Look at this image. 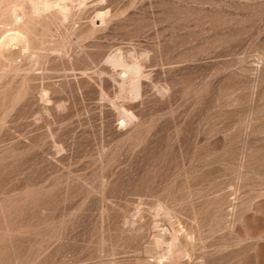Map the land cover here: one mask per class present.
I'll return each instance as SVG.
<instances>
[{
  "label": "rangeland",
  "instance_id": "obj_1",
  "mask_svg": "<svg viewBox=\"0 0 264 264\" xmlns=\"http://www.w3.org/2000/svg\"><path fill=\"white\" fill-rule=\"evenodd\" d=\"M38 1L0 0V264H264V0Z\"/></svg>",
  "mask_w": 264,
  "mask_h": 264
},
{
  "label": "bare ground",
  "instance_id": "obj_2",
  "mask_svg": "<svg viewBox=\"0 0 264 264\" xmlns=\"http://www.w3.org/2000/svg\"><path fill=\"white\" fill-rule=\"evenodd\" d=\"M6 1V0H5ZM52 1H54V0H48V1H44L43 0V2L41 1V3H40V5L38 4L39 2H40V0L38 1V6H37V12H38V10H41V11H43V10H48V11H51V10H49L50 8H56V11H58L60 14L59 15H63V14H65L66 13V11H67V3H66V1L64 2V1H62V0H57V1H54V2H52ZM34 2H35V0H33V5H34ZM51 2V3H50ZM82 2V1H81ZM5 3V2H4ZM36 3V2H35ZM3 4V3H2ZM2 4H0V6L2 5ZM17 4V3H16ZM12 5V4H11ZM15 4H13V6H14ZM20 5V4H19ZM68 5H70V4H68ZM7 7H8V5H6ZM13 6H11L10 7V5H9V7L11 8H9L7 11H9L10 10V15H11V17H12V20L14 21L13 23H19L20 22V18H21V13H22V10L21 9H19V8H16V7H13ZM17 6V5H16ZM35 6V5H34ZM33 6V7H34ZM24 8V7H23ZM35 8H36V6H35ZM70 8V7H69ZM6 9V8H5ZM69 10V9H68ZM54 11V10H53ZM55 11V12H56ZM1 12V11H0ZM34 12H36L35 11V9H34ZM33 12V13H34ZM45 12V11H44ZM43 12V13H44ZM4 13V15H5V12H3ZM25 13V12H24ZM23 13V14H24ZM57 13V12H56ZM35 14H37V13H35ZM40 14H42V12H40ZM39 14V15H40ZM68 13H66V15H67ZM0 15H2V12H1V14ZM3 15V16H4ZM8 16V15H7ZM65 16V15H64ZM11 17H9V18H11ZM60 17V16H59ZM3 18V21H6L5 19V17H2ZM64 18V17H63ZM1 19V18H0ZM19 20V21H18ZM8 21V20H7ZM6 21V22H7ZM2 22V21H1ZM0 22V23H1ZM11 22V21H10ZM4 25H5V23H4ZM3 25V26H4ZM9 25V24H8ZM12 25V24H11ZM2 26V25H1ZM16 27V26H15ZM15 29V28H14ZM13 33V32H12ZM11 33V34H12ZM15 33V32H14ZM10 34V36H12ZM18 34H20V33H18ZM18 34H16L17 36H18ZM14 36H15V34H14ZM14 36H13V39H15L14 38ZM20 36H22V35H20ZM19 37V36H18ZM23 39H24V37H22ZM21 38V39H22ZM16 41V40H15ZM22 41V40H21ZM17 42V41H16ZM19 44L21 43V42H18ZM24 44H25V42H24ZM21 45V44H20ZM26 45H24V47H25ZM21 47V46H20ZM26 49H27V47H26ZM29 49V48H28ZM27 51V50H26ZM23 53L25 52V51H22ZM21 52V53H22ZM119 59H121V58H119ZM117 60H118V58H117ZM113 61H115L116 62V60H113ZM118 64H121V63H119V61H118ZM133 65H130V66H128L127 64L125 65V66H127V67H124L125 68V73H126V76L128 77V78H131V81H130V90H128L129 92L131 91V92H133L135 95H136V92H137V77H138V71L140 70V68L138 67V65H137V63L136 64H134V63H132ZM122 65V64H121ZM123 66V65H122ZM124 77V76H123ZM125 81V80H124ZM121 83V82H120ZM120 86H122V85H120ZM126 86V85H125ZM133 93H132V95H133ZM126 115L128 116V114L126 113ZM128 118V117H127Z\"/></svg>",
  "mask_w": 264,
  "mask_h": 264
}]
</instances>
